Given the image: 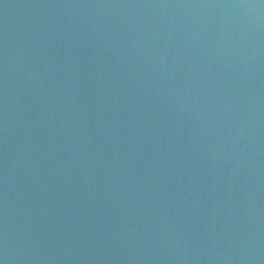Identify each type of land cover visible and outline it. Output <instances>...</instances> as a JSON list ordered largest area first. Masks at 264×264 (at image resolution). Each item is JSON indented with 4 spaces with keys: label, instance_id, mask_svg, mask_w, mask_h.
Here are the masks:
<instances>
[{
    "label": "water",
    "instance_id": "1",
    "mask_svg": "<svg viewBox=\"0 0 264 264\" xmlns=\"http://www.w3.org/2000/svg\"><path fill=\"white\" fill-rule=\"evenodd\" d=\"M0 264H264V0H0Z\"/></svg>",
    "mask_w": 264,
    "mask_h": 264
}]
</instances>
